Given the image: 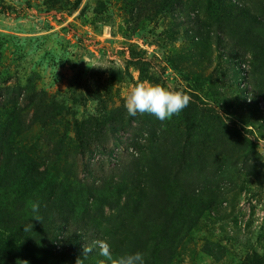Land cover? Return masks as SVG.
Listing matches in <instances>:
<instances>
[{
    "label": "rangeland",
    "instance_id": "obj_1",
    "mask_svg": "<svg viewBox=\"0 0 264 264\" xmlns=\"http://www.w3.org/2000/svg\"><path fill=\"white\" fill-rule=\"evenodd\" d=\"M76 1L0 0V103L18 107L8 110L14 156L53 174L61 198L50 201L49 220L69 215L63 236L78 231L81 246L102 238L114 255L141 251L145 264H162L166 249L170 264L264 258V130L243 106L254 99L264 113V58L247 54L240 64L217 45L228 0H182V9L172 0ZM187 12L198 19L178 24ZM234 20L248 38H264L254 21ZM207 21L210 35L199 41L192 27L208 31ZM145 80L183 89L191 102L165 121L130 117L125 98Z\"/></svg>",
    "mask_w": 264,
    "mask_h": 264
},
{
    "label": "trees",
    "instance_id": "obj_2",
    "mask_svg": "<svg viewBox=\"0 0 264 264\" xmlns=\"http://www.w3.org/2000/svg\"><path fill=\"white\" fill-rule=\"evenodd\" d=\"M80 1L77 0L74 6L79 5ZM248 1L228 0L229 10H226V13L231 19L229 24L219 18L214 26L217 45L223 48L225 52L236 51L231 57L232 60L240 62V64L245 63L247 54L256 60H260L261 57L264 58V38L258 37L260 34H257L254 39L248 38L246 34L249 31L240 26L241 24L237 26V29L233 27V21H236L234 19L240 18L239 23L246 20L254 21L253 23L258 26L259 30L264 29V3L256 0V5L251 6L250 4L254 2L249 4ZM171 3H175L179 9L184 7L182 0H172ZM170 7L172 8V6ZM190 14L187 12V16L180 19L178 24L182 23L183 20L188 19L195 22L198 19L197 16ZM210 25L212 24L207 21L208 31L200 24L193 25L192 29L197 31L195 37L199 41L204 39L206 33L210 35ZM258 33L260 32L258 31ZM230 41H232L231 44ZM238 45L242 48H239ZM238 50L241 51L240 56H236ZM137 69L142 77L147 72V67L143 61L137 63ZM259 69L260 71L264 69V62L259 64ZM6 103H0V173L3 174L6 185L8 184L10 187L7 192L13 196L15 204L12 208L7 209L6 205L0 203V264H72L75 258L82 257L83 246L80 245L82 235L78 241V231L67 236H63L59 232L61 225L67 228L69 215L64 217L62 224L55 225L49 220L46 211L49 210L50 201H57L61 198L57 193V188H54L56 183L53 181V174H50L47 168H42L37 160L30 155L23 157L18 152L14 156L16 145L10 142L12 138L9 139L12 137L13 114L8 113V110H15L14 108L18 110V107L12 104L9 106ZM243 106L245 115L252 122L255 121L258 128L264 130V113L259 103L254 99H249V101L244 100ZM106 116L108 115L106 114ZM105 118L107 123L113 124L109 117ZM76 133L78 139V126ZM74 198L78 200L77 196ZM29 199L39 205L35 216L30 215L32 204H28ZM73 202L76 203L77 201L73 200ZM84 206L86 207V204ZM36 226L40 229H37ZM44 227H53V229L47 230ZM158 231H160L159 228ZM95 239L102 238L96 237ZM93 250L98 249L94 248ZM15 252H18L17 256L19 257L16 263L12 260V255ZM172 257L166 249L158 259L161 260L162 264H170ZM253 258V260L248 259L245 264H264V258H258L256 255ZM100 259L103 258L99 254L86 258L90 264H97Z\"/></svg>",
    "mask_w": 264,
    "mask_h": 264
},
{
    "label": "clouds",
    "instance_id": "obj_3",
    "mask_svg": "<svg viewBox=\"0 0 264 264\" xmlns=\"http://www.w3.org/2000/svg\"><path fill=\"white\" fill-rule=\"evenodd\" d=\"M85 63L93 68H107L95 61H85ZM190 102L191 96L183 89H178L170 83L162 84L145 80L132 86L125 98L124 106L130 117L147 113L160 121H165L174 115H179ZM38 208V203L32 204L33 211H38ZM94 248L98 249L99 255L103 257L97 261V264H145L146 253L126 251L114 256L111 246L104 239H94L90 243H85L82 257H86ZM76 264H82V260L78 258Z\"/></svg>",
    "mask_w": 264,
    "mask_h": 264
}]
</instances>
